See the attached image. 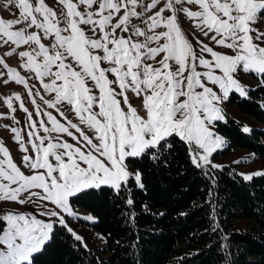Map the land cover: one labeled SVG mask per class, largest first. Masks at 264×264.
I'll return each mask as SVG.
<instances>
[{
    "label": "snow or ice",
    "instance_id": "1",
    "mask_svg": "<svg viewBox=\"0 0 264 264\" xmlns=\"http://www.w3.org/2000/svg\"><path fill=\"white\" fill-rule=\"evenodd\" d=\"M4 10L0 79L22 85L32 110L20 94L0 97L19 158L0 141V264H40L61 244L86 249L66 219H81L72 201L110 194L134 205L130 180L145 188L136 164L167 169L183 149L196 169L221 167L220 105L248 98L242 74L264 80V0H5ZM235 251L222 245L220 264H237Z\"/></svg>",
    "mask_w": 264,
    "mask_h": 264
},
{
    "label": "trees",
    "instance_id": "2",
    "mask_svg": "<svg viewBox=\"0 0 264 264\" xmlns=\"http://www.w3.org/2000/svg\"><path fill=\"white\" fill-rule=\"evenodd\" d=\"M262 85L260 78L247 99L230 94L227 103L253 119L250 129L256 131L243 134L241 123L226 115L217 122L227 142L223 152L243 148L264 155ZM135 167L143 168L145 188L130 180L134 205L110 194L72 201L95 217L88 225L103 239L99 253L86 248L78 249V255L61 244L41 257L40 264H220L222 245L238 250L237 264H264V177L242 181L227 165L206 169L210 175L205 176L190 165L183 149L167 169L153 170L147 163Z\"/></svg>",
    "mask_w": 264,
    "mask_h": 264
},
{
    "label": "rangeland",
    "instance_id": "3",
    "mask_svg": "<svg viewBox=\"0 0 264 264\" xmlns=\"http://www.w3.org/2000/svg\"><path fill=\"white\" fill-rule=\"evenodd\" d=\"M4 3L5 0H0V15L4 16L5 18H11L9 16V11L4 10ZM261 28H264V18H262L260 22ZM185 29L188 28L187 23L182 25ZM205 43H208V41H205ZM211 46V45H210ZM219 50V49H218ZM3 53L0 52V55ZM7 63L13 67L17 68L18 71L21 72L22 75L25 76L26 79H29L30 84H34L36 87H40L37 81L30 79V74L24 72L22 69H19L18 64V58H7ZM3 70V69H0ZM240 82L243 86L247 88L255 87L260 83V78H258L256 75H249V74H242L240 77ZM25 89L22 85H17L15 82H10L7 85L3 83V80L0 79V97L7 98L9 96H14L16 94H20L22 97L23 102L25 103V106L29 108V110H32V106L30 103V100L24 95ZM130 99L129 102L132 104L133 107H137V110L140 111L138 105L141 103L139 98L133 97L131 94H129ZM16 104L20 103L19 101L15 102ZM221 108L223 109L224 116H229L236 121L241 123V127L247 126L251 127L254 124L253 119L250 117L244 115L241 113L238 109H236L234 106H231L226 102L222 103ZM54 115L56 113H53ZM67 114V113H66ZM3 115H12L11 110L7 109L6 106L0 105V116ZM16 119L20 120L21 126H23L24 119L26 118L25 114L22 111H17L15 113ZM35 118V117H34ZM58 119H60L59 116H57ZM70 119H73V117H69ZM63 122V121H62ZM75 122V120H74ZM13 122L10 119H0V141H2L6 147L9 148L10 152L13 155V158L15 161L19 162L18 153L16 151V146L11 139V132L9 130H5L3 127L4 125H12ZM219 132V131H218ZM71 142V140H69ZM212 161L214 164L222 166H231L232 169H234L238 174L239 173H253L257 170H264V155H256L252 151L243 149V148H235L228 152H223V150H218L216 153H214L212 157ZM236 161H242V163L237 164ZM215 168V169H219ZM0 207H3L0 205ZM20 211H25V208H19ZM30 210V209H27ZM73 211L76 216H79L81 219L76 220L73 218H66L68 219L69 226L73 228V230L81 235L84 239V243L87 245V249H90L93 253L98 254L99 248L103 247V239L99 234L94 233L90 226L88 224H91L95 221V217L87 210H84L79 207L73 206ZM92 217L91 221L86 220V217Z\"/></svg>",
    "mask_w": 264,
    "mask_h": 264
}]
</instances>
